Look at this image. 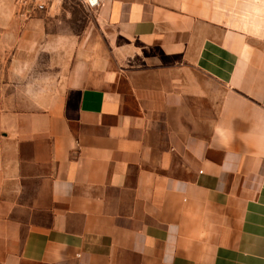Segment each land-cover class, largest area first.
<instances>
[{
  "label": "crops",
  "instance_id": "1",
  "mask_svg": "<svg viewBox=\"0 0 264 264\" xmlns=\"http://www.w3.org/2000/svg\"><path fill=\"white\" fill-rule=\"evenodd\" d=\"M67 6L0 0V264H264V0Z\"/></svg>",
  "mask_w": 264,
  "mask_h": 264
},
{
  "label": "rangeland",
  "instance_id": "2",
  "mask_svg": "<svg viewBox=\"0 0 264 264\" xmlns=\"http://www.w3.org/2000/svg\"><path fill=\"white\" fill-rule=\"evenodd\" d=\"M67 2L68 8L70 12V16L67 18L69 20V25L71 26L72 29L76 31L84 30L86 31L88 28H90V22L92 19V10H89L82 6L79 2L74 1V0H64V2ZM15 6H16V13L23 17L24 20H27L28 18H31L37 13L44 12L47 10L48 7H50L49 4L46 9L35 12V13H29L26 10L20 9V7L16 4V0H13ZM26 12V13H25ZM25 13V14H24ZM5 28L0 27V77L5 75L6 69L5 67L7 66V63L10 61V53L13 48V43L15 40L14 36H5L4 33ZM18 32L15 33L17 36Z\"/></svg>",
  "mask_w": 264,
  "mask_h": 264
},
{
  "label": "built area",
  "instance_id": "3",
  "mask_svg": "<svg viewBox=\"0 0 264 264\" xmlns=\"http://www.w3.org/2000/svg\"><path fill=\"white\" fill-rule=\"evenodd\" d=\"M89 10H96L100 5V0H74ZM53 0H16V4L20 9L26 10L29 13H35L46 9ZM26 13V12H25ZM24 13V14H25Z\"/></svg>",
  "mask_w": 264,
  "mask_h": 264
}]
</instances>
